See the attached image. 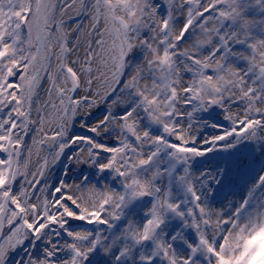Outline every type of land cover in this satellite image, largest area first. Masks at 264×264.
Returning <instances> with one entry per match:
<instances>
[{
  "label": "snow or ice",
  "instance_id": "obj_1",
  "mask_svg": "<svg viewBox=\"0 0 264 264\" xmlns=\"http://www.w3.org/2000/svg\"><path fill=\"white\" fill-rule=\"evenodd\" d=\"M13 258L264 264V0H0Z\"/></svg>",
  "mask_w": 264,
  "mask_h": 264
},
{
  "label": "rangeland",
  "instance_id": "obj_2",
  "mask_svg": "<svg viewBox=\"0 0 264 264\" xmlns=\"http://www.w3.org/2000/svg\"><path fill=\"white\" fill-rule=\"evenodd\" d=\"M65 163H66V159H65V161H62L61 165L57 166V168L54 170V175H60V177H61V174L63 172V168H64V164ZM81 172L87 173L88 170L87 169H83V168L82 169H72L70 171L69 180L74 179V177L77 176V175H79ZM14 259L15 258H13L12 264H14Z\"/></svg>",
  "mask_w": 264,
  "mask_h": 264
},
{
  "label": "bare ground",
  "instance_id": "obj_3",
  "mask_svg": "<svg viewBox=\"0 0 264 264\" xmlns=\"http://www.w3.org/2000/svg\"><path fill=\"white\" fill-rule=\"evenodd\" d=\"M78 176H79V175L75 176L74 179L77 178ZM59 178H60V175H54V176H53V180H54V181L57 180V179H59Z\"/></svg>",
  "mask_w": 264,
  "mask_h": 264
}]
</instances>
